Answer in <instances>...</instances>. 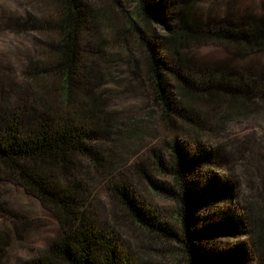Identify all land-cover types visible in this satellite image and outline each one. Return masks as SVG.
<instances>
[{
    "label": "rangeland",
    "instance_id": "374dc122",
    "mask_svg": "<svg viewBox=\"0 0 264 264\" xmlns=\"http://www.w3.org/2000/svg\"><path fill=\"white\" fill-rule=\"evenodd\" d=\"M116 1L130 13L140 7L147 10L151 33L145 39L157 47L168 83L174 84L169 69L182 72L162 41L177 25L171 12L174 0ZM105 2L93 4L97 10L96 26L103 38L114 40L113 35L106 34V16L112 15V10ZM191 2L189 16L199 23L227 18L239 22L247 14L264 17V0ZM35 15L33 0H0V133L11 123L18 122L22 134L26 135L44 113L62 121L73 114L80 116L78 105L91 110L97 122L94 127H86L92 132L93 148L101 152L99 156L103 160L97 165L92 158L79 157L77 166L82 184L91 191L93 220L112 235L134 264H188L187 253L181 245L174 239L162 240L145 234L113 193L115 185L125 187L130 198L155 223L173 232L179 231L176 205L155 194L152 185L136 172L151 159L153 150L162 147L164 136L174 139L159 131L155 119L157 109L151 104L147 87L139 78H134L124 53L109 48L98 58L94 51L83 47L80 67L92 78L81 76L78 69L80 84L74 90L69 107H63L65 99L45 89L47 84L42 71L49 60L41 53L37 42ZM180 54L190 66L198 69L225 63L235 71L244 65L225 47L213 42H201ZM170 102L175 107L174 95H170ZM80 118L72 119L78 122ZM178 140L182 148L190 152V157H199L198 153L203 150L214 154L192 168L193 175L201 177L202 193L206 192L203 187L226 189L229 195L232 192V197L219 195L195 211L197 231L213 228L200 236L202 249L208 257L216 259L219 252H233L237 248L234 264H264V253L251 245L247 234L246 209L249 202L264 207V108L255 117L240 118L229 124L228 134L206 139V144L200 147L202 150L188 147L183 138ZM153 179L164 180L156 172ZM216 226L223 227L224 231L214 230ZM61 235L56 212L44 207L10 176L0 173V248L3 250L0 264H37Z\"/></svg>",
    "mask_w": 264,
    "mask_h": 264
},
{
    "label": "trees",
    "instance_id": "16d2710c",
    "mask_svg": "<svg viewBox=\"0 0 264 264\" xmlns=\"http://www.w3.org/2000/svg\"><path fill=\"white\" fill-rule=\"evenodd\" d=\"M105 1L33 0L37 42L49 60L42 71L45 89L65 99L62 105L69 107L80 84L78 69L81 76L92 78L80 67L83 47L94 51L98 58L109 48L124 53L134 78H139L149 91L151 104L157 109L159 131L174 136V139L164 136L162 147L153 150L151 159L136 172L152 185L155 194L176 205L180 229L173 232L155 223L130 198L125 187H113L115 198L145 234L162 240L174 239L181 245L188 264H234L237 248L233 252L221 251L216 259H211L200 245V236L213 228L203 231L194 228L198 222L194 213L200 205L219 195L232 197V192L229 195L226 189L203 187L206 192L202 193L201 177L194 176L192 168L214 154L203 150L199 157H190L178 138H183L188 147L202 150L206 139L228 134L229 124L255 117L264 108V17L247 14L239 22L227 18L199 23L189 16L191 0H174L171 12L177 25L162 41L182 73L169 69L174 81L169 84L157 47L145 39L151 33L147 10L140 7L130 13L116 0L109 4ZM97 2L107 3L112 10V15L106 16V34L113 35L114 40L103 38L97 29V10L93 8ZM201 42L225 47L243 62L242 69L230 70L225 63L201 69L190 66L180 53ZM170 95L177 100L175 107ZM78 110L80 116L72 115L81 117L78 122L71 116L57 121L53 115L44 113L25 136L20 123H11L0 133V173L17 181L59 217L62 235L37 264H134L112 235L93 220L91 191L82 184L77 159L92 158L97 165L103 159L99 156L101 152L93 148L94 138L86 127H94L97 122L94 113L80 105ZM153 172L164 180H154ZM246 209L251 245L264 253V207L249 202ZM222 228L216 226L214 230L223 232Z\"/></svg>",
    "mask_w": 264,
    "mask_h": 264
}]
</instances>
